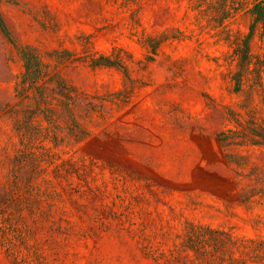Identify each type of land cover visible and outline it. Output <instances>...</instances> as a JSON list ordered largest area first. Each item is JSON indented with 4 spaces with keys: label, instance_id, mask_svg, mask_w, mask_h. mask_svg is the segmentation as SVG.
I'll return each instance as SVG.
<instances>
[{
    "label": "rangeland",
    "instance_id": "1",
    "mask_svg": "<svg viewBox=\"0 0 264 264\" xmlns=\"http://www.w3.org/2000/svg\"><path fill=\"white\" fill-rule=\"evenodd\" d=\"M254 2L0 0V264H264Z\"/></svg>",
    "mask_w": 264,
    "mask_h": 264
},
{
    "label": "trees",
    "instance_id": "2",
    "mask_svg": "<svg viewBox=\"0 0 264 264\" xmlns=\"http://www.w3.org/2000/svg\"><path fill=\"white\" fill-rule=\"evenodd\" d=\"M252 13H253V23L251 25V30L249 32V35L250 33L252 32V27L254 26V23L256 21H262L264 23V0H255L254 4H253V7H252ZM0 28L6 32V26L0 16ZM244 47L245 49L248 48V39L246 38L244 40ZM244 58L247 57V54H244Z\"/></svg>",
    "mask_w": 264,
    "mask_h": 264
}]
</instances>
